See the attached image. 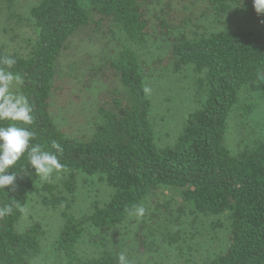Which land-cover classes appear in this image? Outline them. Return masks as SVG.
<instances>
[{
  "label": "trees",
  "instance_id": "16d2710c",
  "mask_svg": "<svg viewBox=\"0 0 264 264\" xmlns=\"http://www.w3.org/2000/svg\"><path fill=\"white\" fill-rule=\"evenodd\" d=\"M173 1L167 0L153 13L157 0H35L23 16L13 9L14 0H0V20L6 15L8 24H26L32 30L21 48L0 40V54L15 57L11 70L24 78L19 92L33 105L34 120L28 126L36 134L32 143L50 149L56 140L63 146L60 172L66 176L68 191L75 190L81 174L98 176L112 191L105 202H93L89 214L77 216L67 196L44 185L48 194L43 202L63 206V224L53 248L69 264H117L121 239L108 238L105 232L123 224L135 206L161 188L180 190V209L189 214L227 216L226 246L202 264H264V128L236 152L227 144L230 115L243 88L257 82L264 96V18L254 29L197 32L190 37L183 31L175 34ZM207 3L218 15L233 6L257 13L253 0ZM97 29L112 35L118 50L88 70L85 88L96 80L107 87L99 94L90 129L79 133L61 128L53 117L56 93L70 89L68 81L59 79L58 64L75 35ZM154 37L168 42L160 60L164 65L175 71L194 69L196 95L201 99L186 115L174 141L161 146L151 98L143 91L152 69L145 50ZM251 108L249 104L246 110ZM27 163L25 154L9 169L17 172L14 189H0V206L13 207L12 214L0 217V264H32L42 252V226L18 228L40 180ZM88 228L96 230L93 240L104 245L90 256L78 251ZM137 235L138 243L147 248L146 235Z\"/></svg>",
  "mask_w": 264,
  "mask_h": 264
},
{
  "label": "rangeland",
  "instance_id": "374dc122",
  "mask_svg": "<svg viewBox=\"0 0 264 264\" xmlns=\"http://www.w3.org/2000/svg\"><path fill=\"white\" fill-rule=\"evenodd\" d=\"M167 0H157L152 12L161 9ZM35 0H14L13 9L26 16ZM5 8V7H4ZM176 27L175 34L183 31L190 37L198 33L222 30L254 29L263 23V14L244 12L237 6L218 14L211 11L207 0H174ZM209 11H208V10ZM5 11V10H4ZM0 40L14 48L26 46L31 27L24 24H8L6 15L0 20ZM117 32L118 30L115 29ZM122 34L118 33L117 38ZM118 50L117 40L100 30H86L78 33L68 43L59 64V79L68 81L70 89L56 93L53 101V117L61 128L74 132L90 129L89 120L97 108L98 97L107 85L102 80L93 81L85 88L88 70L100 64L105 57ZM168 42L163 38H151L145 50V57L151 65V73L146 78L150 89L152 116L155 124L156 141L159 146L170 144L176 138L186 115L200 105L196 95L197 73L192 67L175 71L164 65ZM16 90L19 92L18 87ZM252 105L247 111L246 108ZM264 128V96L258 83L243 88L230 115L227 131L228 147L236 152L259 137ZM53 173L47 180L40 178L23 208L18 228L23 231L33 223L42 226V252L32 264H69L67 259L53 248V242L63 224V206L52 207L43 202L45 184L55 187L58 195L67 196L72 212L86 215L92 211V203L108 200L111 189L98 176H78L73 192L65 186L66 176ZM183 198L178 189L161 188L145 199V215L137 218L132 214L123 224L105 232L110 238L118 235L120 252H126L131 264H202L224 249L228 239L229 220L226 215H192L182 211ZM221 222L219 226L217 223ZM94 229L88 228L78 244L81 255L90 256L103 249L104 245L93 240ZM145 234L147 248L138 243L139 236ZM111 242L110 248H114ZM119 252V253H120Z\"/></svg>",
  "mask_w": 264,
  "mask_h": 264
},
{
  "label": "clouds",
  "instance_id": "9594fccd",
  "mask_svg": "<svg viewBox=\"0 0 264 264\" xmlns=\"http://www.w3.org/2000/svg\"><path fill=\"white\" fill-rule=\"evenodd\" d=\"M253 5L258 14H264V0H253ZM16 63L15 57L0 54V121H8L6 126L0 124V189L3 190L9 186L15 188L17 172H9V169L25 154L27 165L34 168L35 174L42 180L49 179L53 173H59L64 168L61 163L64 148L58 141L52 140L50 149L43 144L32 143L36 134L28 126L34 120L33 105L27 95L16 90L24 84L23 76L11 70ZM143 91L147 94L150 89L145 86ZM12 212L11 205L0 206V217ZM145 212L141 204L135 206L130 214L141 218ZM117 264H131L126 252L118 254Z\"/></svg>",
  "mask_w": 264,
  "mask_h": 264
}]
</instances>
